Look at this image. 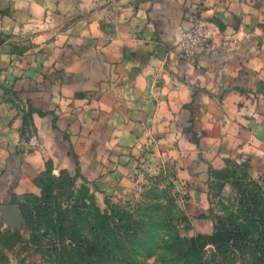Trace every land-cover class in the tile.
I'll return each mask as SVG.
<instances>
[{
    "label": "crops",
    "instance_id": "1",
    "mask_svg": "<svg viewBox=\"0 0 264 264\" xmlns=\"http://www.w3.org/2000/svg\"><path fill=\"white\" fill-rule=\"evenodd\" d=\"M260 6L0 0V204L37 193L48 164L125 180L148 149L183 166L195 213L207 211L209 168L237 154L264 167V44L249 27ZM196 24L213 37L188 59L182 32Z\"/></svg>",
    "mask_w": 264,
    "mask_h": 264
},
{
    "label": "rangeland",
    "instance_id": "2",
    "mask_svg": "<svg viewBox=\"0 0 264 264\" xmlns=\"http://www.w3.org/2000/svg\"><path fill=\"white\" fill-rule=\"evenodd\" d=\"M259 1L249 27L263 45ZM151 153L125 180L54 169L49 201L39 189L13 217L0 204V264H264V167L237 154L209 168L208 209L195 213L183 166Z\"/></svg>",
    "mask_w": 264,
    "mask_h": 264
},
{
    "label": "built area",
    "instance_id": "3",
    "mask_svg": "<svg viewBox=\"0 0 264 264\" xmlns=\"http://www.w3.org/2000/svg\"><path fill=\"white\" fill-rule=\"evenodd\" d=\"M212 40V32L205 25H195L191 29L182 32L180 41V49L185 58L191 59L205 46L210 44ZM30 144L36 145L35 137H31Z\"/></svg>",
    "mask_w": 264,
    "mask_h": 264
},
{
    "label": "trees",
    "instance_id": "4",
    "mask_svg": "<svg viewBox=\"0 0 264 264\" xmlns=\"http://www.w3.org/2000/svg\"><path fill=\"white\" fill-rule=\"evenodd\" d=\"M64 173H66L65 170H60V174L64 175ZM54 178H55L54 167L51 164H48L46 170L43 173H41L35 181L38 188L42 190V195L44 196V200H43L44 203L49 201L50 199L51 192L47 196V190L51 189V183H52L51 181ZM31 195H35V193H32V192L27 193L21 196L20 198H16L15 201L16 203H18L19 199H21L22 197L31 196ZM22 211L24 214L27 213V210L23 207H22Z\"/></svg>",
    "mask_w": 264,
    "mask_h": 264
},
{
    "label": "water",
    "instance_id": "5",
    "mask_svg": "<svg viewBox=\"0 0 264 264\" xmlns=\"http://www.w3.org/2000/svg\"><path fill=\"white\" fill-rule=\"evenodd\" d=\"M20 207L15 205L2 206V210L6 213V216L13 217L18 214Z\"/></svg>",
    "mask_w": 264,
    "mask_h": 264
}]
</instances>
